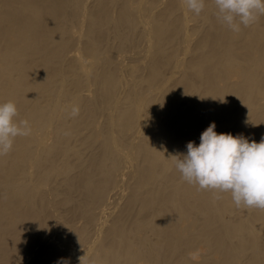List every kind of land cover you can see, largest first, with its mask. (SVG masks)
<instances>
[{
    "label": "bare ground",
    "instance_id": "6f19581e",
    "mask_svg": "<svg viewBox=\"0 0 264 264\" xmlns=\"http://www.w3.org/2000/svg\"><path fill=\"white\" fill-rule=\"evenodd\" d=\"M215 12L0 0V102L32 129L0 156V264H264V210L171 159L213 122L264 136V16L233 33Z\"/></svg>",
    "mask_w": 264,
    "mask_h": 264
},
{
    "label": "clouds",
    "instance_id": "9594fccd",
    "mask_svg": "<svg viewBox=\"0 0 264 264\" xmlns=\"http://www.w3.org/2000/svg\"><path fill=\"white\" fill-rule=\"evenodd\" d=\"M217 20L233 33H239L264 16V0H212ZM187 10L200 16L205 0H183ZM79 107L73 106L70 115L76 117ZM14 101L0 102V156L10 153L17 137L31 134L28 120H17ZM216 124L210 123L201 133L200 143L186 144V154L172 156L183 181L211 190L214 199L230 193L237 208L264 210V136L259 143L249 142L242 134H217ZM67 134V133H65ZM81 264H84L82 261Z\"/></svg>",
    "mask_w": 264,
    "mask_h": 264
}]
</instances>
